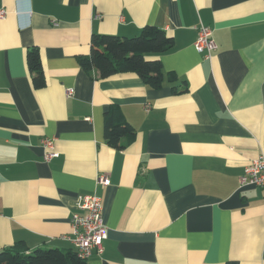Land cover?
I'll list each match as a JSON object with an SVG mask.
<instances>
[{
  "label": "crops",
  "instance_id": "1",
  "mask_svg": "<svg viewBox=\"0 0 264 264\" xmlns=\"http://www.w3.org/2000/svg\"><path fill=\"white\" fill-rule=\"evenodd\" d=\"M2 9L0 251L75 250L77 200L96 195L108 239L87 264H264V189L240 185L264 155V0H0ZM201 24L218 45L211 59L194 46ZM147 25L174 37L148 58L186 94L80 67L94 35L132 38ZM33 47L41 89L26 61ZM112 105L136 130L124 149L105 138ZM44 138L59 154L49 162Z\"/></svg>",
  "mask_w": 264,
  "mask_h": 264
},
{
  "label": "trees",
  "instance_id": "2",
  "mask_svg": "<svg viewBox=\"0 0 264 264\" xmlns=\"http://www.w3.org/2000/svg\"><path fill=\"white\" fill-rule=\"evenodd\" d=\"M175 45L174 37L165 30L147 25L138 36L129 38L116 35H94L91 42L92 52L80 56L78 62L82 70L93 77L97 71L98 79H107L118 74L133 73L152 90H160L169 84L174 95L189 91L188 84L180 82L175 74L167 73L159 57L170 52ZM27 65L32 73L33 86L41 89L46 86L40 50L30 48L26 55ZM136 130L126 120L121 108L112 105L105 115V138L114 149H124L123 142L135 140ZM0 264H87L76 250L64 251L58 248H40L31 252L23 243L0 251Z\"/></svg>",
  "mask_w": 264,
  "mask_h": 264
},
{
  "label": "built area",
  "instance_id": "3",
  "mask_svg": "<svg viewBox=\"0 0 264 264\" xmlns=\"http://www.w3.org/2000/svg\"><path fill=\"white\" fill-rule=\"evenodd\" d=\"M6 11L0 10V19L5 18ZM198 38L194 44L199 53H203L207 59H211L218 45L213 38V30L201 24L198 28ZM73 95V90L68 91ZM42 146L48 151L46 161L56 158L59 154L55 151L53 138H44ZM98 182L104 186L110 185V180L102 175ZM241 187L252 186L264 189V155L252 160L244 170L240 178ZM73 238L78 256L88 260L95 252L101 254L103 244L108 239V228L105 224L102 199L96 195L80 196L76 203V212L71 219Z\"/></svg>",
  "mask_w": 264,
  "mask_h": 264
}]
</instances>
